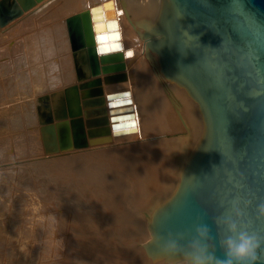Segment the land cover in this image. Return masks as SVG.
Listing matches in <instances>:
<instances>
[{"label": "bare ground", "instance_id": "6f19581e", "mask_svg": "<svg viewBox=\"0 0 264 264\" xmlns=\"http://www.w3.org/2000/svg\"><path fill=\"white\" fill-rule=\"evenodd\" d=\"M105 1L0 0V47L10 42L0 48V56L10 54L5 73L24 70L25 66L27 79L32 71L37 73V84L56 75L50 80L52 95L41 108L43 147L40 155L28 162L38 163L54 189L57 210L53 237L56 240L59 236L60 250L70 256V264H171L146 254L144 244L151 237L148 223L152 213L176 191L194 152L203 131L201 107L187 88L161 69L159 53L145 40L146 29L136 25L141 20L154 21L161 0H111L110 6H100L102 13L113 8L119 38L110 41L107 34L102 35L100 42L107 43L98 50L96 33L109 29L101 24L95 30L93 22L98 20H92L90 7ZM108 18L102 15L99 21ZM73 21L77 31L71 34L69 24ZM17 33L21 35L19 47L14 46ZM96 80L99 82L94 83ZM35 82L31 86L40 94ZM19 83L24 86L26 82ZM112 93L122 95L112 100L128 101L121 107L130 109L118 113L130 117L111 120L115 113L109 112L111 99L107 94ZM21 105L22 110L27 109L26 104ZM173 129L181 130V141L172 142ZM63 145L69 146L61 149ZM170 153L177 157V164L167 157ZM148 207L151 211L145 216L140 209ZM39 209L37 216L42 220L43 207ZM48 218L42 220L47 225ZM39 223L36 225L43 228L44 223Z\"/></svg>", "mask_w": 264, "mask_h": 264}, {"label": "water", "instance_id": "95a60500", "mask_svg": "<svg viewBox=\"0 0 264 264\" xmlns=\"http://www.w3.org/2000/svg\"><path fill=\"white\" fill-rule=\"evenodd\" d=\"M110 3L90 7L92 20H98L95 30L101 24L109 29L96 33L98 50L107 43L100 42L102 35L119 38L113 8L100 11ZM102 15L109 18L99 21ZM136 25L146 29L145 40L159 53L161 69L199 102L203 119L176 191L151 215L145 252L175 264L161 256L155 238L179 233L187 240L197 224L207 223L222 258L214 220L230 214L233 201L239 200L248 230L264 236V220L256 219V207L264 203V0H161L156 19ZM69 26L71 34L77 31L74 21ZM118 96L107 94L109 112L115 113L111 120L131 116L118 113L130 109L121 107L127 100H112ZM258 264H264V255Z\"/></svg>", "mask_w": 264, "mask_h": 264}, {"label": "rangeland", "instance_id": "374dc122", "mask_svg": "<svg viewBox=\"0 0 264 264\" xmlns=\"http://www.w3.org/2000/svg\"><path fill=\"white\" fill-rule=\"evenodd\" d=\"M6 31L7 28L3 27V32ZM30 34L31 32L28 35ZM17 36L18 39L14 41L15 42L14 46L19 47V41L21 40V35L17 33ZM7 44H10V42L1 45L0 48H2ZM9 55H10L9 52H5L0 56V65H1L0 74L4 75L2 77L0 75L1 77L0 81H2L0 82V264H35V263L37 264V262L38 264L39 262L40 264H45L47 261H49L48 260L49 257L50 259L53 260V261L52 260L49 261L50 264H61L63 262H66V264H70L71 263L70 256H68V254L65 255V251H63L62 253L60 250L61 245H60L59 236H56L58 239V240L56 239L57 241L53 237V235L55 236L54 234L55 231L53 230L55 218H53V216L56 215V210H57L55 206L57 204L56 194L53 193L54 192L53 187L46 182L43 174L40 171L41 168L39 167L38 163H35L33 165L31 164V162L33 163V161L40 155L39 151H41V146L43 147L42 144L43 140L41 139L42 130L39 129V128L44 129L42 128L44 126V122L42 118H40L41 108L43 102H45V98L48 99L49 95H52L51 93L52 86L50 80L55 79L56 75L55 77L48 76L47 81L45 80L44 83L40 81L37 84L35 82L38 79L36 78L37 73H34L32 71V74L27 79L26 77H28L27 75L28 71H24L27 70L25 66L23 67L25 68L24 70H22V68L18 69V72L20 70L19 72L20 76L19 75L17 76L18 72L16 70L11 73L6 72L7 73L6 74L5 67L8 66ZM27 57L28 60H30L31 65H33L34 63H33L32 55L29 54V56ZM24 72L26 75L24 74ZM21 74H23L24 76ZM8 75H10L11 77ZM14 76H16L18 79L15 78ZM20 77H22L23 79H21ZM9 78H11L10 82H9ZM13 78H15L16 81ZM12 79L15 81V83L14 81H12ZM21 80L23 81V83L26 82L24 83V86ZM19 82H21L22 85H19L20 84ZM31 82H35L38 85L37 87H39L42 91L40 94H37L36 89L32 88ZM7 83H9V87H7L8 86ZM13 84L14 85L16 84L15 85L16 87L13 86ZM17 84L21 88H19ZM12 87L16 89H13ZM18 88L21 90V92H19L20 90ZM7 95L10 97H8ZM29 102L30 104H28ZM20 104L22 105L26 104L25 108L27 109L22 110L21 108H24V106L21 105L22 107H20ZM13 107H15V109H13ZM12 110L14 111L16 110V112L12 113L11 112ZM16 113L19 114H17L16 116ZM17 119H19L20 121L18 122L17 125H14L13 122L16 121ZM40 124L42 127L40 126ZM35 129L37 131H33ZM181 133H182L181 130L173 129L172 137H170L172 142L181 141L183 137ZM53 137L56 138V136L54 135ZM52 140L53 138L50 137L49 141L52 142ZM47 144H49V142ZM45 149L46 146L44 147V150ZM167 157L171 161L177 164V157L173 153L167 154ZM182 159L183 158H180L179 164L181 163ZM30 160L33 161L28 162ZM178 167L179 166H177V168ZM178 169L175 171V173H177ZM35 203H37L36 207L38 206V203L50 204V205L44 204V206H41L42 204L39 205L41 207V210L43 207V210L41 212L42 213L46 212V214L43 215L42 213H40L43 221L45 219L46 222V219L49 217L48 215L52 213V216H50L51 219L49 217L48 218L49 220H47L48 225L47 223H44L41 220V218L40 219L38 218L37 215L39 214L40 211L39 212L37 211L40 210L39 209L40 207L36 208L34 205ZM140 210L145 216H148L151 211L150 207H148L147 209L141 208ZM43 216L46 217L44 218ZM35 217L38 219V221L40 220L42 222L39 223L36 219H34ZM32 218L34 219V221ZM35 221H37V223H35ZM38 223L39 225H41V223H44L45 225L42 224L43 228H41L40 226L39 227L37 226ZM44 227L47 230L46 229L44 230ZM40 228L44 231V233L43 231H40L41 230ZM39 231L42 233H40ZM45 231H47L48 233L46 234ZM141 234H144V231L141 232ZM40 235H42V237ZM45 235L46 236L48 235L47 237H44L46 240L43 238V236ZM49 236L50 238H48ZM38 238L41 241V243L39 242ZM50 241L51 243L53 242V246L52 244H50ZM40 245H42V248ZM36 246L40 247L41 250H39L40 248H38L37 250V248H35ZM45 247L48 249L46 250ZM48 250L51 251L49 252L52 255H54V257L48 252ZM32 251H34V253ZM41 251L46 252V254L43 255L44 253ZM47 252L52 257L49 256ZM35 254H37L38 256H36ZM39 254H41V256ZM43 259H45V262H43L44 261Z\"/></svg>", "mask_w": 264, "mask_h": 264}, {"label": "clouds", "instance_id": "9594fccd", "mask_svg": "<svg viewBox=\"0 0 264 264\" xmlns=\"http://www.w3.org/2000/svg\"><path fill=\"white\" fill-rule=\"evenodd\" d=\"M244 203L248 207L251 201ZM238 205L239 200L233 201L231 213L214 220L222 258L216 255V237L207 223L197 224L187 240L179 233L155 238L161 256L177 264H258L264 255V236L248 230ZM256 219L264 220V203L257 205Z\"/></svg>", "mask_w": 264, "mask_h": 264}]
</instances>
